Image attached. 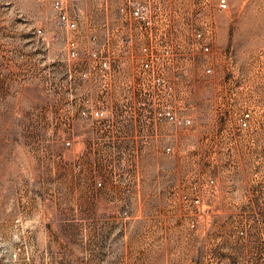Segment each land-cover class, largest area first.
<instances>
[{
    "label": "rangeland",
    "instance_id": "rangeland-1",
    "mask_svg": "<svg viewBox=\"0 0 264 264\" xmlns=\"http://www.w3.org/2000/svg\"><path fill=\"white\" fill-rule=\"evenodd\" d=\"M135 1L0 0V264H264V0Z\"/></svg>",
    "mask_w": 264,
    "mask_h": 264
},
{
    "label": "built area",
    "instance_id": "built-area-1",
    "mask_svg": "<svg viewBox=\"0 0 264 264\" xmlns=\"http://www.w3.org/2000/svg\"><path fill=\"white\" fill-rule=\"evenodd\" d=\"M64 0H52L53 8H55L59 15H58V22L61 23L66 29L68 30H74L76 28V20L73 17H69L64 9ZM126 7L128 9V14L130 17H132L134 20L141 21L144 23H148V19L150 18V13L148 11V6L145 3L138 2L135 0H126ZM227 3L226 0H218V8L224 9L226 7ZM199 35V34H198ZM67 55L70 58H74L77 56V44L76 40L74 38L67 39ZM203 50H207L208 47L205 45L202 47ZM145 66H147L146 63H144ZM102 65L106 67V63L103 62ZM84 103L82 104V102ZM80 108H79V114L82 116L87 115H93L96 118H103L104 112L103 110L97 106L93 107L94 104H92V100L83 98ZM161 113H158L160 115ZM170 113L168 112L167 115ZM170 118H173L171 115H169ZM240 126H245L246 122L243 119H240L239 122ZM170 148H167L166 151L168 152ZM99 185V183H98Z\"/></svg>",
    "mask_w": 264,
    "mask_h": 264
}]
</instances>
